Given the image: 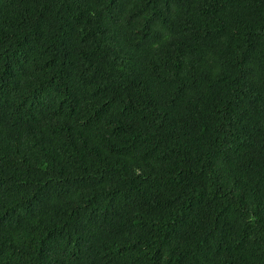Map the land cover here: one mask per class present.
Returning a JSON list of instances; mask_svg holds the SVG:
<instances>
[{"label": "trees", "instance_id": "16d2710c", "mask_svg": "<svg viewBox=\"0 0 264 264\" xmlns=\"http://www.w3.org/2000/svg\"><path fill=\"white\" fill-rule=\"evenodd\" d=\"M0 264H264V0H0Z\"/></svg>", "mask_w": 264, "mask_h": 264}]
</instances>
